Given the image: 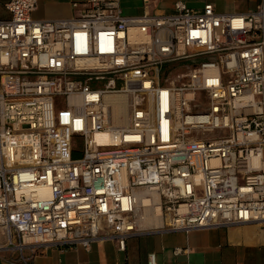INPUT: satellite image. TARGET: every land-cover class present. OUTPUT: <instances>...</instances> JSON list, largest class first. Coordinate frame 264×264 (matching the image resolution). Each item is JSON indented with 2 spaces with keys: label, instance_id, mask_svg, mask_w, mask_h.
Instances as JSON below:
<instances>
[{
  "label": "built area",
  "instance_id": "1",
  "mask_svg": "<svg viewBox=\"0 0 264 264\" xmlns=\"http://www.w3.org/2000/svg\"><path fill=\"white\" fill-rule=\"evenodd\" d=\"M80 5L36 20V0L4 3L0 256L31 264L50 247L123 251L153 230L264 228V0L140 16L119 0ZM155 208L161 225L145 227Z\"/></svg>",
  "mask_w": 264,
  "mask_h": 264
},
{
  "label": "crops",
  "instance_id": "2",
  "mask_svg": "<svg viewBox=\"0 0 264 264\" xmlns=\"http://www.w3.org/2000/svg\"><path fill=\"white\" fill-rule=\"evenodd\" d=\"M79 7H72V2ZM87 0H36L32 18L56 20L74 16ZM182 1L191 8L211 3L224 13H245L256 8L262 0H119L127 16L144 13L171 12L174 3ZM0 0V18L8 17ZM180 249L179 252H175ZM29 255V252H25ZM153 254L156 264H264V228L257 224L193 230L190 232L153 230L129 237L125 250L115 241L82 246L50 247L36 253L31 264H147ZM0 264H12L7 256H0Z\"/></svg>",
  "mask_w": 264,
  "mask_h": 264
},
{
  "label": "bare ground",
  "instance_id": "3",
  "mask_svg": "<svg viewBox=\"0 0 264 264\" xmlns=\"http://www.w3.org/2000/svg\"><path fill=\"white\" fill-rule=\"evenodd\" d=\"M115 115H116V121L118 123L121 122L123 123L125 121L126 106L124 105V103H120L117 106ZM159 214H160L159 208H155L154 215L146 220L145 227H156L161 225Z\"/></svg>",
  "mask_w": 264,
  "mask_h": 264
}]
</instances>
